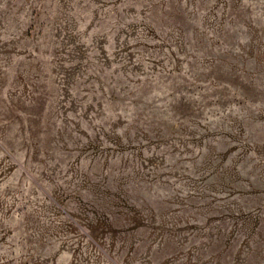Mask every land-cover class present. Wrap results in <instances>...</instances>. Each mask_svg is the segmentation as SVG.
Segmentation results:
<instances>
[{
    "label": "rangeland",
    "instance_id": "1",
    "mask_svg": "<svg viewBox=\"0 0 264 264\" xmlns=\"http://www.w3.org/2000/svg\"><path fill=\"white\" fill-rule=\"evenodd\" d=\"M0 264H264V0H0Z\"/></svg>",
    "mask_w": 264,
    "mask_h": 264
}]
</instances>
